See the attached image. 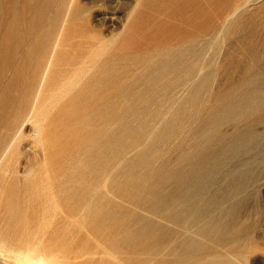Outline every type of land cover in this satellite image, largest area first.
<instances>
[{"label":"rangeland","instance_id":"374dc122","mask_svg":"<svg viewBox=\"0 0 264 264\" xmlns=\"http://www.w3.org/2000/svg\"><path fill=\"white\" fill-rule=\"evenodd\" d=\"M193 173L222 236L169 217ZM45 233L122 264H264V0H0V237Z\"/></svg>","mask_w":264,"mask_h":264},{"label":"bare ground","instance_id":"6f19581e","mask_svg":"<svg viewBox=\"0 0 264 264\" xmlns=\"http://www.w3.org/2000/svg\"><path fill=\"white\" fill-rule=\"evenodd\" d=\"M244 4H245V2L242 4L239 3V4L235 5L233 10L230 11L228 14H226L227 15L226 19H223L221 16L223 21L225 20L222 23L223 28L228 26V23L236 15H238V13L242 10ZM221 33L223 34L222 31H221ZM58 44H59V42H57L56 46H60ZM100 54H101L100 52H97V54H94L92 57L84 60L81 63V66L68 78V81L66 82V84L64 86H62L56 92L55 96L57 98L59 96H63V95L66 96V94L70 93L74 88L78 87V85H80L86 79V77H88L91 70L95 67V65L98 62V56ZM53 55H55V50L53 51ZM52 62H53V58L51 60H49V63L46 67V70L43 74V77L41 80L42 84L40 87L41 89L44 87L46 80L48 78V75L51 71ZM187 78H188V81H187L188 83H192V82L195 83V81L197 79V74L190 73ZM41 89H40V91H41ZM36 100H37V98H36ZM58 100H59V98H58ZM53 103H54V107H55V102L51 101V105ZM47 110L43 109V108L36 109V107H35V108H33L32 113L29 117V121L34 123L35 136L37 137V139L40 143L39 144L40 145L39 150H40V153L44 155V158H46V156H47V148H48L47 147V143H48L47 136L44 133ZM15 137H16V135H15ZM19 137H20V133L17 135L16 139H20ZM7 153H8V151H7ZM7 153L5 155H3V159L7 155ZM10 154H11V150H10ZM1 160H2V158H1ZM6 171H5V173H6ZM2 172H3V169H2ZM24 172H25V175L27 176V179H29V177L35 178L39 171L37 172L34 165L32 164V165H29L25 169ZM199 174H201L200 176H202V175H204V172L200 171ZM195 176L196 175H194V173H193V175H190L189 180L187 181V184L185 185V187L176 189L174 194H172L173 195V197H172L173 203L176 206H173L169 210V217L176 219V220L183 218V217H188V218H190L189 219L190 221L195 223V225L198 227L199 231H201V232L210 231V232H214L216 234V237L222 236L227 232L226 226H227V224H229L228 218L230 216V211H227V210H224L223 208H221L220 209L221 211H219L218 213L211 212L213 206L215 207V206L219 205V202L215 199V197L209 198L206 201L203 208L199 209L198 207H195L196 203L199 204L203 200V196H204L203 189H204L205 185L207 184V182L211 180V179L210 180L208 179V181H207V178L202 179L200 177V179H199V177L195 178ZM31 179H30V181H31ZM46 223H48V222H46ZM18 226L20 227V225H18ZM6 227H7V225H6ZM39 227H37V228H39ZM18 229L19 228H17V230ZM19 230H21V229H19ZM21 231H19V232H21ZM21 234H23V233H21ZM35 234L37 235V233H35ZM2 237H0V264H112L113 261H118V262H120V264H122L121 260L114 257V255L109 257L110 260H106V258H105L106 257V254H105L106 251L105 250L99 256H97L98 255L97 250L99 248H101L102 246L99 244L97 246V249L94 250L93 249L94 247L91 249L90 246H88L87 242L83 241V240H70V241L61 240V239L59 240L57 238L46 236V233L44 234V237H41L40 235H38V237H40V239H38L37 241H32L29 238L27 240L26 239H23V240L20 239L19 241L15 242L14 240L11 241L12 239L9 240V238L6 239L5 237L4 238H2ZM33 239L35 240V238H33ZM93 244H95V243H92V245Z\"/></svg>","mask_w":264,"mask_h":264}]
</instances>
